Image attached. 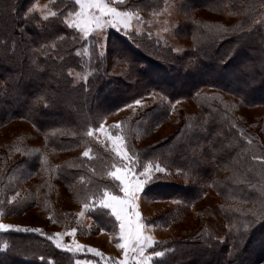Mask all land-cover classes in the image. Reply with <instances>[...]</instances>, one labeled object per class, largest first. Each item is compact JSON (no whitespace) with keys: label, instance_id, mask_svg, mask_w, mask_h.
Instances as JSON below:
<instances>
[{"label":"trees","instance_id":"1","mask_svg":"<svg viewBox=\"0 0 264 264\" xmlns=\"http://www.w3.org/2000/svg\"><path fill=\"white\" fill-rule=\"evenodd\" d=\"M37 1L0 0V128L14 121H27L43 135L52 153L74 156L41 166L39 159L44 152L28 147L18 151L13 161L5 155L0 161L2 173L9 175L23 164L22 179L48 172L44 186L55 178L83 203L85 197L112 184L104 173L114 162L111 150L93 135H85L89 128H99L109 114L151 93L170 103L191 99L201 113H180L176 130L156 143L139 146L136 135L143 132V136L170 116L172 107L168 102L144 105L143 110L122 123V128L128 147L140 155L141 162L158 158L166 168L183 170L177 174L184 182L157 175L159 179L145 188L146 196L190 206L198 203L206 186H210L224 200L219 213L227 230L220 233L219 224L202 222L188 235L158 241L156 249L148 252L174 249L163 258V264H264V220L253 215L260 212L264 200V164L253 159L264 157V135L261 128L244 122L237 112L239 101L246 107L264 106V4L260 0H179L190 11L208 9L234 15L228 25L219 21L210 24L230 29L219 36L200 20H190L191 34L197 32L199 36L194 48L181 56L147 32L110 29L106 40L72 42V30L64 28L59 18L45 22L39 20L38 11L25 18L28 7ZM161 1L164 3L150 0L141 9H155ZM52 7L67 11L73 5L69 0H57ZM256 19L259 22L253 25ZM34 21H39V27ZM61 33L67 37L65 40L56 39ZM53 40L54 49L41 47ZM101 44L103 57L99 55ZM84 48L89 49L90 57L75 55L77 49ZM114 66L118 67L116 71ZM207 71L212 75L205 78ZM84 75L88 76L86 84ZM174 75L176 82L171 80ZM227 77L229 84L223 80ZM204 88H211V92H204ZM46 103L48 107H44ZM21 104L24 106L20 110L13 109ZM260 126L264 128V122ZM53 130L56 135L51 134ZM89 149L91 159L82 156ZM57 168L59 175L53 171ZM6 177L0 180V211L4 214H16L31 206L53 207L54 219L66 218L58 210L62 206L57 201L46 199L43 185L42 189L28 186V198L8 204V195L16 188ZM68 211L64 210L65 215ZM89 214L104 231L117 232L97 212ZM155 220L168 223L174 219L162 215ZM246 221L255 222L245 231L242 225ZM0 242L8 245L0 252V264H75L77 259L34 232L3 231ZM41 256L45 261L39 259Z\"/></svg>","mask_w":264,"mask_h":264},{"label":"rangeland","instance_id":"2","mask_svg":"<svg viewBox=\"0 0 264 264\" xmlns=\"http://www.w3.org/2000/svg\"><path fill=\"white\" fill-rule=\"evenodd\" d=\"M137 2L140 5V8L137 10L142 17L143 23H137V21L133 20L132 27L128 30H125L122 26H118L117 28L108 27L103 32L104 40L107 39L110 29L124 33L129 31H134L136 33L147 32L148 34L151 33V36L160 39L164 45L172 47L176 54L182 56L185 55L187 51L194 48V45L197 42L196 38L199 36L197 32L193 35L191 34L190 24L188 28L190 20L197 19L203 22L202 25L205 24L209 26L210 24L217 23V21H219L220 24L222 23L223 25H228L233 22L234 17V15L230 13L217 14L208 11V9L190 11L191 8L182 5L179 0H167V3H165V0L164 3L161 1L158 7L152 10L141 9V6L145 7L150 0H137ZM47 3H49V0H38L35 2L39 8H42L43 5ZM261 9L264 10V6H261ZM165 21H167V23H165ZM258 22L259 19H256L253 25ZM165 28H167L168 31H164ZM112 69L113 71H116L118 67L116 68L114 66ZM213 74L215 75V73ZM211 75L212 72L207 71L204 77L208 78ZM217 77H219V75ZM227 79L228 77L223 80H226L225 82L229 84ZM152 80L156 82V79ZM158 80L161 82L160 79ZM171 80L176 82L177 79L175 78V75ZM27 86H31L33 89L36 88L30 83H28ZM210 89L211 88H204L203 91L211 92ZM102 100L104 99L102 98ZM139 100L143 106L145 105L144 107L147 105L151 106L154 102H158L159 100L168 102V104L172 107L170 116L163 123L154 126L149 132L145 131L143 136L142 131V133H137L136 140L139 146L151 145L171 135V133L178 127V118L180 113L184 112L185 115L187 113H192L193 115L201 113L200 108L191 99H183L170 103L166 98L160 96L159 94L151 93ZM231 100L234 103L238 102L235 97H231ZM239 102L237 104V112L241 115L244 122L253 125L258 130L261 128L262 134L264 135V128L260 126L261 123L264 122V106L246 107L241 104L239 105ZM130 104H132L133 107H123L121 108L122 110L109 114L103 121L104 128L110 129L111 126L117 122L125 123L126 119L128 120L131 116L136 115L139 109L143 110L141 106L135 105L134 102ZM22 106L24 105L21 104L20 107L18 106L13 109L20 110ZM97 129L98 128L93 129V136L102 144V146L111 150V142L105 137L102 131ZM113 135H115V133H113ZM28 147L31 150L38 149L43 151L47 156V161L51 165L66 161L70 157L74 156V154L71 153H52L46 148L43 135L27 121H14L9 125L0 128V150L2 152V155H0L1 162L5 155L8 158H12L13 161L14 155L18 152L17 149H20L21 151V149ZM23 169H25L24 164L17 167L9 173V175L7 173L4 175V173H2L4 170L2 171L0 169V180L2 181V178H5L8 175L6 178L12 182V186L16 188L14 193L8 195V204H13L16 201L28 198L29 193H26L25 190L28 191L29 188L33 189L39 187L42 189L43 187L40 186H44L43 179L47 177L46 174L48 175V172L41 175H33L31 178L22 179L19 177L20 174L22 175L20 171ZM166 169L170 175L161 173H157L156 175H160L167 180L184 182V180H180L177 170L171 168ZM139 170L140 169H137V171ZM23 174L25 175V173ZM48 185L50 187H48ZM43 191L47 196L46 199L50 201H57L62 206L60 208L58 207V210L64 218L66 217L64 219L65 221H61L59 219L56 220L52 217V214L55 211L53 207L31 206L30 208L16 214L8 216L4 214L0 216V224L19 226L21 228H37L43 230V232L48 235L60 232H70L73 228H75L76 234L74 237L71 235H65L62 238L64 244L73 247L75 244L92 247L102 252L105 258L111 257L114 260L123 259L122 250H118L115 246L116 233L118 230L117 232H101L89 212H85V215L82 217L77 216V214L83 210V203L80 200L74 199L72 194L55 178L52 179V183L49 181L47 182ZM36 193L37 192H33L32 195ZM223 201L222 197H220L210 186H206L201 200L190 206H182L178 203L177 205L174 202L166 200H153L144 193L141 194L139 204L141 214L146 218V222L150 225H160L159 227L149 230L148 235L153 236L157 241H164L188 235L202 222H208L212 225L219 224L221 229L220 233H225L227 225L222 220L219 213V209ZM66 209H69L67 215L64 213V210ZM162 215H166L168 217L171 215L174 220H170L168 223H160L155 220ZM49 217H52V219H49ZM1 232L3 231H0V233ZM74 255L77 257L76 261L79 260L82 264L83 262H88V264H111V261L97 257L86 251L75 253Z\"/></svg>","mask_w":264,"mask_h":264},{"label":"snow or ice","instance_id":"3","mask_svg":"<svg viewBox=\"0 0 264 264\" xmlns=\"http://www.w3.org/2000/svg\"><path fill=\"white\" fill-rule=\"evenodd\" d=\"M260 2L264 4V0H260ZM56 3L57 0H49V3L43 5L42 8L33 3L28 7L25 18L36 13L38 10L39 20L49 22L52 18H59L64 28L72 30V42H76L77 40L87 42L90 38L103 39V32L108 27L117 28L118 26H122L125 30H128L132 27L133 20L137 21V23H143L142 17L137 10L140 8L137 0H69V3L73 7H69L67 11L63 9L53 10L52 6ZM165 3H167V0H165ZM34 23L39 27V21H34ZM204 27L217 36L230 31V29H226L223 26L205 25ZM164 31H168V29L165 28ZM66 38L63 33L56 37L57 40L61 41ZM41 47H51L54 49L56 47L55 40L50 45H42ZM75 55H89L90 57L89 49H77ZM99 55L101 57L105 55L102 44ZM69 75H72L71 70H69ZM82 79L86 84L88 76L84 75ZM134 104L143 107L140 100L134 101ZM48 106L47 103L44 105V107ZM125 107L131 108L133 105L129 104ZM122 123L117 122L110 129H105L104 124L100 123L97 129L104 133L112 145L111 151L114 156V162L109 170L104 173V177L110 179L112 184L104 185L97 193L85 197L83 210L77 216L82 217L85 215V212H97L103 217L105 223L111 225L114 231L118 229L115 246L118 250H122L123 259L114 260L111 257L105 258L102 252L92 247L79 244H75L73 247L64 244L62 238L65 235L74 237L76 234L75 228L70 232L48 235L43 230L37 228H21L19 226L0 224V231L14 230L17 232L38 233L45 236L47 240L52 241L57 249L73 254L86 251L97 257L111 261V264H153L154 261H160L163 264V258L170 252H173L174 249L169 247L163 250H155L151 253L148 252L149 249H156L160 243L153 236L148 235V231L160 225H150L146 222V218L141 214L139 201L147 185L159 179L156 175L157 173L165 175H170V173L167 172L165 166H162L158 158L141 162L140 155L133 152L127 145V138L124 135ZM51 134L56 135L57 131L53 130ZM85 135L91 137L93 129L89 128ZM248 143L251 144L252 141L248 140ZM17 151H20V149H17ZM90 151L91 149L85 151L82 156L91 159L89 156ZM36 152L39 153V150H36ZM253 159L258 163L264 164V157H253ZM39 164L41 166L47 164L46 155H40ZM137 169L140 170L137 171ZM41 170L47 171L43 167ZM53 171L57 175L60 174L59 168ZM182 171L180 169L177 170L178 174ZM81 182H83V178H81ZM261 204L260 212H253L257 220H264V200L261 201ZM2 215L4 213L0 211V216ZM49 219H52V217H49ZM254 222L246 221L242 225V228L246 231L249 225ZM97 226L100 227L101 232L105 230L102 224L98 223ZM0 245H2L0 246V252L7 250L8 245L6 243L0 242ZM39 259L45 261L46 258L41 256ZM48 264H55V262L49 261ZM75 264H82V262L77 260ZM83 264H88V262H83Z\"/></svg>","mask_w":264,"mask_h":264}]
</instances>
